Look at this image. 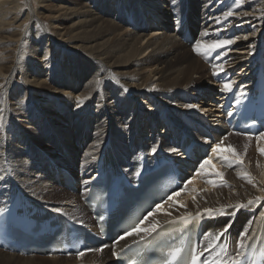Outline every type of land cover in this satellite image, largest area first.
I'll return each mask as SVG.
<instances>
[{
	"label": "bare ground",
	"instance_id": "bare-ground-1",
	"mask_svg": "<svg viewBox=\"0 0 264 264\" xmlns=\"http://www.w3.org/2000/svg\"><path fill=\"white\" fill-rule=\"evenodd\" d=\"M66 1L78 3L72 8L57 6L59 11L54 10L55 21L50 22L48 28L43 23L48 17L43 12L42 15L38 13L35 0H0V50H4L0 51V80L3 79L0 81V134H3L0 138V176L3 177L0 180V214L18 202H34L35 199L78 222L87 223L85 219L89 214L83 203L63 189L57 179L52 180L48 174L49 166L57 165L65 175H74L73 171L79 173L77 178L84 185L99 156H104L106 149L103 148L113 146L117 163L133 179L153 166L157 153L178 152L177 149L172 151L170 136L180 139L184 135H194L203 141L196 133V126L209 123L216 135L212 147L218 142L235 147L244 163H252V168L248 164L247 170L238 173L239 165L230 166L213 152L210 157L216 169L223 173V180L215 175L203 177V172H196L189 178L193 183L188 184L189 179H186L185 190L177 191L181 194L163 205L146 224L150 226L158 221L161 225L213 209L216 210L214 217L202 216L208 221L198 249L211 240L205 233L215 235L226 224L231 227L218 245H230L227 255L220 259L229 264L230 258L236 256L240 251L236 241L246 228L245 256L249 248L256 249L251 241L261 232L264 234V199H257L264 198V171L261 169L264 155L258 151L259 147H264V140L258 142L254 136L227 129L218 108L205 100L213 102L212 95L218 97V92L226 91L223 85L231 77H234L232 90L240 86V94L253 93L259 85L257 81L264 78V0H243L239 7L235 0H112L120 17L116 16V11L109 13L104 6L106 0ZM160 2L166 4L164 9ZM37 4L42 10L45 3ZM228 11L233 15L225 18ZM142 12L150 25L144 35L138 31ZM217 12L222 14L217 16ZM125 13L126 20L123 18ZM194 19L199 21L198 24ZM68 20L72 27L81 25L78 30L83 31L78 33L77 39L70 40L65 36L64 23ZM205 22L211 23L207 30H204ZM160 23L165 26V32L159 31ZM9 28L16 31H12L13 36H9ZM187 29L198 31L200 41L205 43L219 39L220 35L226 40L233 33L240 34L242 38L247 37L243 40H247L246 48H250L251 53L250 49L249 55L238 53L232 43L227 52H223L227 46L218 49L219 56L212 60V54L208 57L193 51L200 59L194 61L191 54L182 49L189 46L183 40ZM238 40L236 38L234 44ZM87 63L95 64L91 80L85 78L86 72L82 68ZM243 63L242 72L238 73L237 68ZM130 65V76L113 71L114 67ZM214 65H221L224 71L214 75ZM48 76L51 80L46 79ZM15 91L19 95L22 91L24 96L13 97ZM58 102L60 107L55 109L54 104ZM204 103H209L212 109L197 107ZM209 115H212L211 120ZM32 123L34 126L43 123L45 129L33 130ZM142 128L143 133L139 132ZM240 135L245 136L240 137L246 141L244 144L238 142ZM10 140L22 144L29 141L30 145H25L23 152H16L19 147H13ZM84 141L90 143L85 151L77 147V144L84 146ZM152 141L156 143L152 145L156 152L148 153L147 147H141V144L150 146ZM61 152L67 159L60 157ZM203 160L200 158L198 163ZM80 164V170L75 169ZM233 166L237 168L235 173L229 169ZM253 168H257L256 173L252 175V182L247 183L240 174L246 172L249 175ZM209 180H215L216 185L208 183ZM49 198L56 203L49 202ZM249 200L256 202L238 212L229 207L247 204ZM74 203L77 206L72 208ZM221 208L226 209L223 215L218 211ZM90 221L91 218L88 223ZM232 234L235 236L231 237ZM146 235L128 236L101 247L102 251L86 248L79 255L24 256L0 250V264H115L113 253ZM217 251L219 246L205 256L211 260Z\"/></svg>",
	"mask_w": 264,
	"mask_h": 264
},
{
	"label": "snow or ice",
	"instance_id": "snow-or-ice-1",
	"mask_svg": "<svg viewBox=\"0 0 264 264\" xmlns=\"http://www.w3.org/2000/svg\"><path fill=\"white\" fill-rule=\"evenodd\" d=\"M237 7H239L243 0H235ZM225 18L230 17L233 15L232 11H228L225 14ZM205 36L208 35L207 32L204 33ZM239 39V37H237ZM244 39H247V37H244ZM233 43V40L226 39H213L209 43H205L203 41H197L195 44L194 50L198 54H204V55H210L212 53H216L217 56H219L218 49H223L226 46H229ZM47 59V57H45ZM214 75H219L220 72H223L224 69L221 65H214ZM234 82L228 81L225 82L223 85L224 90L231 91L233 87ZM126 91V89H125ZM185 107L192 108L193 105H186ZM249 139H252V137H249ZM256 140L262 141L264 140V132H261L257 137ZM247 148V146H245ZM153 153L156 152V149L153 148ZM173 152L176 151V149H172ZM258 151L260 154L264 155V147H259ZM213 152L217 154L218 157H220L225 163L231 165H239L241 168L244 165L243 158L241 154L236 150L235 147L231 145L224 146L221 142H218L215 144V147L213 148ZM200 169L201 170H208L206 172L207 175H215L221 178L223 180V173L219 172L216 169V165L213 163V160L211 157L205 158L200 163ZM199 174V173H197ZM241 178L246 179L249 183L252 182L251 177L245 172L240 174ZM3 177L0 176V180H2ZM188 184L193 183L192 179H189L187 181ZM208 183L216 185L215 180H209ZM180 192H173L171 195L167 197V200H174L175 197L179 196ZM257 199H264V198H257ZM256 201L249 200L247 204L238 203L236 205L229 206L233 209L234 212H238L241 209L247 208L249 205L254 204ZM180 207H185L186 205H179ZM162 209V204H156L154 210L150 211L147 216H143L138 222H136L130 229H128L123 236L120 237L121 240L125 239L127 236H133V235H140L141 233H145L149 236H151L153 233H156L160 227L159 222H153L148 226L146 222L149 220V217L153 216L156 212H160ZM219 214L223 215L226 211V209L221 208L218 210ZM170 215V213H168ZM216 214V210L213 209H205L203 213H198L196 217H193L191 214H188L187 216L180 217V220L184 223H187L194 219H200L203 215H207L210 218L214 217ZM231 227V224H226L223 229L219 232H217L215 235L208 232L205 233V236L211 237V240L208 245H205L202 249H198L197 247H192L188 250V257L187 260L184 261V264H226V262L223 259H220L222 255H227V249L228 244H220L218 245V242L221 241V239L228 234V230ZM248 236V229L246 228L239 234V238L236 241V244L240 251L236 253V256L230 258V264H244L245 259V252L243 251L246 248V245L244 243L245 239ZM219 246V251L215 253L213 258L209 260L207 256H205V253H212L213 249L217 248ZM99 251H102V249H98ZM184 254V249L182 247H174L170 248L166 252V258L162 261V264H180V260ZM83 255V253H81ZM115 256H119V253H113ZM130 264H138L136 260H131ZM145 264H147V261H145Z\"/></svg>",
	"mask_w": 264,
	"mask_h": 264
},
{
	"label": "rangeland",
	"instance_id": "rangeland-1",
	"mask_svg": "<svg viewBox=\"0 0 264 264\" xmlns=\"http://www.w3.org/2000/svg\"><path fill=\"white\" fill-rule=\"evenodd\" d=\"M107 1H109V2H107ZM142 2H145V0H141ZM184 0H182V2H183ZM120 2H122V1H120ZM37 3H45V4H43L42 5V7L44 8H42V10H41V7L37 4ZM76 3H78V1H73V2H69V1H66V0H35V7H36V10H38V13H40L41 12V15L44 13L47 17H48V19H46V21H43V23H44V26L45 27H50V22H52V21H55V17L54 16H56L55 15V11L54 10H57V6H60L61 8L62 7H76L77 5H76ZM160 3H161V5H160ZM159 3V5L160 6H162V8L164 9L165 7H166V4L164 3V2H160ZM111 4V5H110ZM104 6H107L106 8L109 10V13H110V10L112 11L113 10V12H115L116 11V16L117 17H120L121 16V13L119 12V10L118 9H116V6L114 7L113 5H112V0H106V2H105V4H104ZM33 7V6H32ZM106 8H104L103 7V9H106ZM35 9V8H34ZM48 11V12H47ZM57 11H59V9L57 10ZM20 12L21 13H23L24 12V9L23 8H21L20 9ZM43 12V13H42ZM117 12H119V13H117ZM217 14H222V13H219V12H217V13H215V15H217ZM143 15V12H142V14H141V16ZM209 16H211V15H209ZM208 16V17H209ZM218 16V15H217ZM215 17V16H214ZM213 17V18H214ZM123 18H125V20L127 19V14L125 13L124 15H123ZM210 18V17H209ZM194 21H195V23L196 24H198V20H195L194 19ZM149 24V21H148V19H146V17H145V15L144 16H142V18L140 19V21H139V24H138V31H140L141 32V34L143 33V35L144 34H146V33H148V31L150 30V25H148ZM81 26V25H80ZM80 26H75V27H72V23H71V20H68V22H65L64 23V27H65V31H66V33H65V31L63 32V33H65V36L67 37V38H70V40L71 39H77V37H78V33L80 32V31H83V30H78V28L80 27ZM160 26H161V30H159L160 32H165V26L163 25V24H161L160 23ZM204 26H205V28H204V30H207L209 27H211V23H208V22H205L204 23ZM224 27V25H220V27L221 28H223ZM59 28H63V27H60L59 26ZM75 30V32L74 33H70L69 31L70 30ZM163 29V30H162ZM165 29V30H164ZM9 30H11V31H9L8 32V34H9V36H13L14 34H12V31L13 32H16L15 31V29H12V28H9ZM198 31H195L194 29H193V35H194V43L192 44V45H189V46H183V51H187L188 53H190L191 54V56H192V58H193V60L195 61V59L197 58V60H199L200 61V59L195 55V53L193 52V51H195L194 50V48H195V44H196V42L197 41H200V39H201V36H200V33H197ZM242 35H240V34H232L230 37H228L227 39H231V40H233V45H235L236 47H237V51H239L238 53H240V52H242V53H248V55H249V49L250 48H246V47H248V45L247 44H245L246 42H247V40H243L244 38H242L241 37ZM237 37H239V42L237 43V44H234L236 41H235V39L237 38ZM241 38V39H240ZM219 39H223V36L222 35H220L219 36ZM66 40V39H65ZM208 40V38H206V41ZM242 40V41H241ZM229 48H230V46H227L225 49H224V51L223 52H227L228 50H229ZM52 50V49H51ZM234 50V49H233ZM0 51H4L3 49L2 50H0ZM52 52H54V51H52ZM230 53L231 54H234V51H230ZM250 53H251V49H250ZM240 56H243V55H247V54H239ZM206 56H208L209 57V55H206ZM237 56V55H236ZM239 56V57H240ZM216 57V53L214 54V53H212V55H211V60L212 59H214ZM247 58V57H246ZM241 59V58H240ZM236 63H237V61H235ZM198 63V62H197ZM245 63H243L242 65H240L238 68H237V71H238V73L241 71V69H243V65H244ZM94 66V67H93ZM242 66V67H241ZM82 68H83V70H84V72H86L85 74V78L87 77V79L89 80H91V78H93V74H92V72L94 71V69L93 68H95V64H83L82 65ZM246 68H248V67H246ZM93 70V71H92ZM113 71H116V72H120V73H122L123 75H125V76H130L131 75V73H132V65H130V66H127V67H125V68H121V67H114L113 68ZM242 72V71H241ZM80 76H82V73L80 72ZM196 76V75H195ZM246 77H248V79H249V75H247ZM210 78V77H209ZM208 78V79H209ZM234 77H231L230 79L232 80ZM45 78H43L42 80H44ZM47 80L49 79V80H51V76H48L47 78H46ZM156 78H154V80H155ZM230 80V81H231ZM1 82L3 81V79L1 78V80H0ZM2 86H0V88H1ZM17 95V97L18 96H20V97H23L24 96V94L22 93V91H21V93H20V95H19V92H17V91H15V93L12 95L13 97L14 96H16ZM35 98L37 99V100H39L40 98L38 97V95H36L35 96ZM212 99V98H211ZM201 102V101H200ZM205 102H210V103H212V105L213 104H215V103H213V102H211L209 99H207L206 98V100H205ZM197 104V103H196ZM60 105V103L58 102V103H55L54 104V108L55 109H59V106ZM208 105V106H207ZM58 107V108H57ZM197 107H200V108H205L206 110L207 109H212V107H210V104L209 103H204V104H201V105H197ZM47 109H49V108H47ZM49 115H51L52 114V112H50L49 111V113H48ZM56 115H58V114H56ZM211 116L212 115H209V118L208 119H210L211 118ZM57 117H60V114H59V116H57ZM57 117L55 116V118L57 119ZM48 119H52V117H49ZM82 119L81 118H79V121H81ZM211 120V119H210ZM209 120V121H210ZM33 124V123H32ZM211 124H213V122H211ZM25 125H28L27 123H25ZM33 126H34V124H33ZM41 127H43L44 129H45V125L43 124V123H40V124H38V125H36V126H34V129L33 130H35V129H38V130H40V129H42ZM140 127H143V125H141ZM26 130H28L29 131V129H26ZM143 128L141 129V130H139V132H141V133H143ZM1 136H0V138H2V136H3V134H0ZM141 135L142 134H139V136L138 137H141ZM243 138V137H245V136H239L238 137V142L239 143H245V142H243L244 140H241V138ZM240 138V139H239ZM11 141V140H10ZM75 142V141H74ZM153 143H151V145L150 146H143V147H147L146 149L148 150L147 152L148 153H150L152 150H153V148H155V146H152L155 142L154 141H152ZM25 143V144H24ZM83 144H85L84 146H81V144H77V147L78 148H84V151L85 150H87V148H89L90 146V143H88V144H86V142L84 141L83 142ZM11 145L13 146V147H19V148H17V149H19V150H17V149H15V151L17 152V151H21V152H23L24 151V146L25 145H27L26 147H28L29 145H30V143H29V141H25V142H23V144L22 143H15L13 140L11 141ZM17 145V146H16ZM155 145H156V143H155ZM134 146V145H133ZM139 146V145H138ZM142 147V146H141ZM170 147H171V145H170ZM21 149V150H20ZM23 149V150H22ZM60 157L61 158H63V159H67V155L66 154H62V152L60 153ZM248 164H249V166H251L252 165V163L250 162V163H244V165H243V167L241 168L240 167V169L238 170V173L240 172V171H242V170H247L248 168H249V166H248ZM81 164H80V166H77L75 169H77V170H80V168H81ZM251 168H252V166H251ZM257 168H260L258 165H257ZM257 168H253V169H250V173H249V176L251 177V179H252V175H254L255 173H256V170L255 169H257ZM264 167H262L261 166V169H262V171H264V169H263ZM229 169H230V171H233L232 173H235V171H237V168H236V166H233V167H229ZM200 172H203V177L205 176V175H207L206 174V171H204V170H200ZM200 172H197V173H200ZM229 173V172H228ZM79 173H77V175H78ZM237 174V173H236ZM84 181H85V178L83 179ZM247 183H248V181H246ZM222 189H223V187H221ZM51 189V188H50ZM220 189V188H219ZM69 193V192H68ZM70 196H72V195H70ZM73 196L75 197L76 196V198L77 199H79V201L80 202H82V200H81V198H82V196H83V194H73ZM76 198L74 199V200H76ZM48 201L49 202H54V203H56V200H53V199H48ZM77 206V203L75 204H73V206H72V208H74V207H76ZM77 219V218H76ZM232 219V218H231ZM208 221V220H207ZM239 233V232H238ZM235 236V234H232V236L231 237H234ZM229 245H230V243H228Z\"/></svg>",
	"mask_w": 264,
	"mask_h": 264
}]
</instances>
